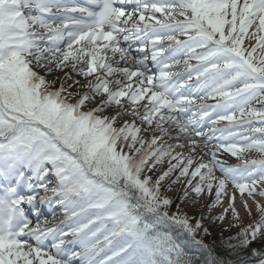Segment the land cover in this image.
Listing matches in <instances>:
<instances>
[{
	"label": "snow or ice",
	"instance_id": "1",
	"mask_svg": "<svg viewBox=\"0 0 264 264\" xmlns=\"http://www.w3.org/2000/svg\"><path fill=\"white\" fill-rule=\"evenodd\" d=\"M262 201L264 0H0V264H264Z\"/></svg>",
	"mask_w": 264,
	"mask_h": 264
},
{
	"label": "rangeland",
	"instance_id": "2",
	"mask_svg": "<svg viewBox=\"0 0 264 264\" xmlns=\"http://www.w3.org/2000/svg\"><path fill=\"white\" fill-rule=\"evenodd\" d=\"M254 154H255V156L250 157V159H252V158L259 159L260 158V155L258 153H254ZM221 158L229 165H234L236 163V160H234L235 162L232 163V159H234V157H231L230 155L224 154ZM165 182H167V180ZM181 187H182V185H180V184L173 185L171 191H168L167 187H166L165 188V195H167L169 197H173L174 193L176 191L179 192L180 195H183V193L181 192ZM257 198L260 199L259 197H257ZM214 199H215V197L212 199V198L208 197L207 195L201 197L199 200H195L194 197H190L188 203L182 205V208L185 212L188 213L189 216H195L197 213L201 212L204 216L207 217V216H210L212 214L207 212V208L205 206L207 204H210ZM237 199H241V197H238ZM245 199H247L246 194H245ZM194 200H195V202H193ZM262 202H264V201H262ZM174 203H175V201H174ZM235 205H236V208H238L237 211L240 213L239 223L242 227L246 226L248 223H250L253 219H255L257 217V213H256L255 209L252 210V216L249 217L247 211L242 207L241 202H237V203H235ZM222 207H227V201L224 202ZM239 208H243V211H240ZM221 211L222 210L217 207L216 209H214L213 214H219ZM228 220L231 221V212L230 211L228 214ZM205 225L209 227L211 235L204 236L203 234H201L198 236V238L203 239L204 241H206L208 243L210 242L211 244H214L216 246L218 244H220V241L224 242V239L228 238L229 236H234L236 234V232L239 230L238 228L228 227V221H226L223 225H221L219 222H217L215 224H209L207 221H205ZM225 229H227V230H225Z\"/></svg>",
	"mask_w": 264,
	"mask_h": 264
},
{
	"label": "bare ground",
	"instance_id": "3",
	"mask_svg": "<svg viewBox=\"0 0 264 264\" xmlns=\"http://www.w3.org/2000/svg\"><path fill=\"white\" fill-rule=\"evenodd\" d=\"M153 71H155V69H153ZM233 191H234V190L231 188V186H229V194H231ZM238 197H240V194H239L238 192H236V199H237ZM247 199H248V198H247ZM257 199H258V198H257ZM227 200H228V197H224V201H227ZM237 202H241V199H237V200L235 201V203H237ZM249 205H250V207L252 208V210L255 209V206L252 204L251 200L249 201ZM218 207H221V206H218ZM242 207H243V206H242ZM220 209L222 210V207H221ZM237 209H238V208H237ZM239 210H240V211H243V208H239ZM42 212L45 213V215H46L47 217H50V216H51V212H50V211H47L45 208L42 209ZM48 221H49V220H48ZM41 222H43V221H41ZM49 223L51 224V221H49ZM33 224H35V223L33 222Z\"/></svg>",
	"mask_w": 264,
	"mask_h": 264
},
{
	"label": "trees",
	"instance_id": "4",
	"mask_svg": "<svg viewBox=\"0 0 264 264\" xmlns=\"http://www.w3.org/2000/svg\"><path fill=\"white\" fill-rule=\"evenodd\" d=\"M227 239L228 238L224 239V241H226ZM214 246H216V245H214ZM255 246L258 247L259 245L255 244ZM214 248H215V249H213V253L214 254H220V255H224L225 254L224 242L220 241V244H218Z\"/></svg>",
	"mask_w": 264,
	"mask_h": 264
}]
</instances>
